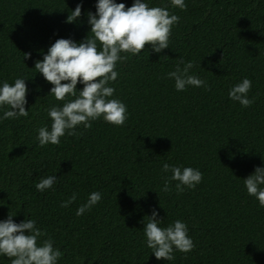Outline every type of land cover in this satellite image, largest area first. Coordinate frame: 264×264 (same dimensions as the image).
Masks as SVG:
<instances>
[{"label":"trees","instance_id":"16d2710c","mask_svg":"<svg viewBox=\"0 0 264 264\" xmlns=\"http://www.w3.org/2000/svg\"><path fill=\"white\" fill-rule=\"evenodd\" d=\"M97 2L0 0V86L27 78L29 111L0 119V221L9 212L16 223L35 220L45 233L41 241L51 238L63 253L57 264H264V207L243 182L264 167V0H185L186 10L171 0H145L166 6L180 21L169 48L156 53L146 45L117 63L110 86L116 89L112 98L127 105L126 123L114 126L101 117L90 129L65 134L59 145L41 147L38 129L52 124L47 109L74 97L58 101L49 94L53 85L35 62L57 39L79 43L91 36L87 13H96ZM78 3L81 17L66 23ZM180 58L194 63L190 74L211 90H176L166 74ZM244 78L252 81L249 98L255 97L247 108L229 98ZM164 163L198 169L202 182L177 194L172 181L164 192L171 176L161 171ZM51 175L58 178L53 187L38 191L35 184ZM95 191L101 201L77 216ZM73 193L76 201L61 207ZM153 209L161 227L185 222L195 248L157 260L142 223ZM0 264L11 260L0 255Z\"/></svg>","mask_w":264,"mask_h":264},{"label":"clouds","instance_id":"9594fccd","mask_svg":"<svg viewBox=\"0 0 264 264\" xmlns=\"http://www.w3.org/2000/svg\"><path fill=\"white\" fill-rule=\"evenodd\" d=\"M171 4L181 10L187 9L185 0H171ZM81 9L82 4L78 3L65 22L77 21L81 17ZM87 15L91 36L79 43L72 39H57L43 59L35 62L37 72L53 85L49 94L58 101H64L68 95L74 97L62 107L47 109L52 124L50 129L47 126L38 129L37 139L41 147L59 145L65 134L76 135L78 126L90 129L92 122L101 117L114 126H123L129 116L127 105L112 98L116 89L110 86L119 75L115 70L117 63L127 60V54L139 55L146 45L156 53L169 48L172 28L180 21V17L171 14L166 6L150 7L145 0H133L131 7L115 0H98L96 13L88 12ZM30 55L24 53V58H30ZM194 67L192 61L185 62L180 58L175 70L166 74L167 78L174 79L177 91H185L189 86L211 90L206 80L190 74ZM26 80L16 78L13 84L5 81L0 86V109H4L0 119L28 116L29 111L25 108ZM78 83L83 84L82 91H77ZM251 88L252 81L244 78L230 88L229 98L242 107H250L255 102V97L248 96ZM161 171L171 172V176L165 177L164 192L172 190V181L177 182L175 190L180 194L185 188L194 189L203 179V173L192 167L164 163ZM57 179L55 175L42 178L35 188L44 192L52 188ZM243 182L248 195L255 197L264 207V167H256ZM76 199L77 194L73 193L61 207H68ZM101 199L99 191L92 192L87 202L78 207L76 215L90 211ZM13 216L9 212L8 218L0 221V255L8 257L11 264H57L63 253L53 246L51 238L41 241L45 233L36 227V221L26 219L16 223ZM157 216L158 212L153 209L152 214L142 221L147 247L157 260L171 261L175 259V251L189 253L195 248L185 222L178 219L167 227H161L162 219H157Z\"/></svg>","mask_w":264,"mask_h":264}]
</instances>
